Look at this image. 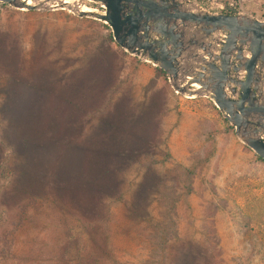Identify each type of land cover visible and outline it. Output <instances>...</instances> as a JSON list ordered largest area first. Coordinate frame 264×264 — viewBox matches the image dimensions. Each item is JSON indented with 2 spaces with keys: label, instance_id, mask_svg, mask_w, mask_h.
<instances>
[{
  "label": "rangeland",
  "instance_id": "374dc122",
  "mask_svg": "<svg viewBox=\"0 0 264 264\" xmlns=\"http://www.w3.org/2000/svg\"><path fill=\"white\" fill-rule=\"evenodd\" d=\"M41 1L0 4V264H264V161L106 22Z\"/></svg>",
  "mask_w": 264,
  "mask_h": 264
},
{
  "label": "water",
  "instance_id": "95a60500",
  "mask_svg": "<svg viewBox=\"0 0 264 264\" xmlns=\"http://www.w3.org/2000/svg\"><path fill=\"white\" fill-rule=\"evenodd\" d=\"M53 1L55 8L106 22L115 43L163 71L175 92L212 100L235 136L264 161V20L207 11L187 0H91L101 11L41 2ZM0 4L38 6L33 0Z\"/></svg>",
  "mask_w": 264,
  "mask_h": 264
},
{
  "label": "trees",
  "instance_id": "16d2710c",
  "mask_svg": "<svg viewBox=\"0 0 264 264\" xmlns=\"http://www.w3.org/2000/svg\"><path fill=\"white\" fill-rule=\"evenodd\" d=\"M161 73H163L164 74V72L163 71H160ZM70 117V116H69ZM68 117V118H69ZM69 119H71V118H69ZM70 123H71V125H72V120L71 121H69ZM71 130H72V128H71ZM99 132V135L100 136H102V140H100V143H103V140L104 139H106V138H104L105 136V132H103V130H99L98 131ZM34 134L38 137V138H40V139H43V140H49V141H53L54 139L53 138H55V136L57 137V134H54V133H50V131H45V128H40V126H37L36 127V130H35V132H34ZM28 142V139L27 138H22V139H20V141L18 142V145H17V147H16V145L13 147V151H14V153H17V149H20V150H22L23 151V148H25V147H27L26 146V143ZM24 154H27V153H24Z\"/></svg>",
  "mask_w": 264,
  "mask_h": 264
},
{
  "label": "bare ground",
  "instance_id": "6f19581e",
  "mask_svg": "<svg viewBox=\"0 0 264 264\" xmlns=\"http://www.w3.org/2000/svg\"><path fill=\"white\" fill-rule=\"evenodd\" d=\"M27 1H28V0H27ZM31 2H32V0H31ZM64 2H65V3H67V4H69V3H68V0H64ZM81 9H82V8H81ZM84 11H92V10H91V9H89V8H87V9H86V10H84ZM195 85H196V84H195Z\"/></svg>",
  "mask_w": 264,
  "mask_h": 264
},
{
  "label": "crops",
  "instance_id": "0c3cea01",
  "mask_svg": "<svg viewBox=\"0 0 264 264\" xmlns=\"http://www.w3.org/2000/svg\"><path fill=\"white\" fill-rule=\"evenodd\" d=\"M144 62V61H143ZM154 66V65H153ZM155 67V66H154ZM156 68V67H155ZM158 69V68H157ZM158 70H160V69H158ZM209 99V98H208Z\"/></svg>",
  "mask_w": 264,
  "mask_h": 264
}]
</instances>
